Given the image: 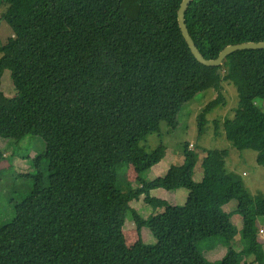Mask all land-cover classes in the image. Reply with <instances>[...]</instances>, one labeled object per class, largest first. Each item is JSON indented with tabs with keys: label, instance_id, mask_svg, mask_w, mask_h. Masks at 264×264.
<instances>
[{
	"label": "trees",
	"instance_id": "1",
	"mask_svg": "<svg viewBox=\"0 0 264 264\" xmlns=\"http://www.w3.org/2000/svg\"><path fill=\"white\" fill-rule=\"evenodd\" d=\"M2 1L14 36L0 46V138L41 137L46 149L35 160L47 162L48 174L32 175L13 220L0 224V264H242L246 255L264 264V194L227 169V150L207 151L200 182L198 146L187 142L182 164L149 182L139 177L161 160L143 145L148 136L163 124L176 128L183 106L213 89L218 97L197 117L201 138L208 114L226 103L225 83L239 97L222 125L226 139L264 167V50L236 52L221 67L200 64L179 28L183 0ZM185 22L201 54L216 59L229 45L264 41V0H194ZM5 70L11 98L1 91ZM5 160L0 149V170ZM182 188L183 206L146 219L131 207L154 190ZM232 200L236 209L225 211ZM128 218L137 226L131 245ZM143 228L155 244L143 241ZM217 239L227 251L210 262L202 243Z\"/></svg>",
	"mask_w": 264,
	"mask_h": 264
},
{
	"label": "rangeland",
	"instance_id": "2",
	"mask_svg": "<svg viewBox=\"0 0 264 264\" xmlns=\"http://www.w3.org/2000/svg\"><path fill=\"white\" fill-rule=\"evenodd\" d=\"M6 10L7 4L0 0V46L6 44L9 38L14 36L12 28L3 19ZM1 91L6 97L16 96L14 81L9 70H5L1 78ZM221 93L226 103L208 114L206 130L201 138L198 137L197 117L204 107L218 97L219 92L213 89L197 94L192 101L183 106L177 117L176 128L163 124L160 134L148 136L143 145L148 151L157 150L161 160L156 166L140 174V178L147 179L146 182H149L155 178L163 177L172 164H182L184 157L181 149L182 145L187 142L191 149L198 146L199 162L195 168V182H200L203 178L201 163L207 151L225 149L229 152L227 169L237 174L250 192L264 194V167L257 163V153L252 150L238 151L235 149L226 139L222 128L224 120L227 117H232L234 109L238 106L237 89L234 85L225 83ZM0 149L6 156L0 170V224L6 225L15 216V202L21 201L31 191L34 184L32 175L48 174L47 162L35 160L44 154L46 143L41 137L36 136H27L21 141L0 138ZM128 179L134 183L135 187L138 186L136 183L137 174L130 173ZM188 195L189 191L184 188L174 191L166 190L161 196L158 193L151 195L152 198L148 203L145 196H142L138 201L132 202L131 207L146 219L162 212L166 206L185 205ZM236 207L237 201L232 200L224 209L227 212H232ZM233 221L240 229L241 217L236 215L233 217ZM257 229L264 250V216L257 220ZM123 232L129 245L137 240V226L131 218L127 219ZM141 234L146 244L156 243L155 237L148 228H143ZM210 243L213 244V249L209 247ZM241 247L242 245L237 242L236 248ZM202 248L205 258L210 262L220 261L227 251V248L223 243H219L218 239L203 242ZM252 260V257L246 255L242 264H249Z\"/></svg>",
	"mask_w": 264,
	"mask_h": 264
},
{
	"label": "water",
	"instance_id": "3",
	"mask_svg": "<svg viewBox=\"0 0 264 264\" xmlns=\"http://www.w3.org/2000/svg\"><path fill=\"white\" fill-rule=\"evenodd\" d=\"M194 0H183L180 8L178 10V24L179 28L182 32V35L185 39V42L187 43L192 55L195 57V59L202 65L207 67H221L224 64V61L227 59L228 56L239 52V51H245V50H264V41L263 42H246L236 45H229L227 46L216 59H206L199 49L196 47L189 30L187 28L186 22H185V14L191 5V3Z\"/></svg>",
	"mask_w": 264,
	"mask_h": 264
},
{
	"label": "crops",
	"instance_id": "4",
	"mask_svg": "<svg viewBox=\"0 0 264 264\" xmlns=\"http://www.w3.org/2000/svg\"><path fill=\"white\" fill-rule=\"evenodd\" d=\"M169 169V168H168ZM168 169H167V171H168ZM145 173V172H144ZM167 173V172H166ZM145 181H147V179L145 180ZM164 191H166V190H164V189H158V190H154V191H152L151 192V195L153 196V195H155V194H159L160 196L162 195V193L164 192ZM151 196V197H152Z\"/></svg>",
	"mask_w": 264,
	"mask_h": 264
}]
</instances>
